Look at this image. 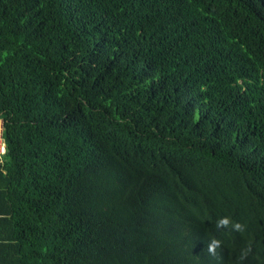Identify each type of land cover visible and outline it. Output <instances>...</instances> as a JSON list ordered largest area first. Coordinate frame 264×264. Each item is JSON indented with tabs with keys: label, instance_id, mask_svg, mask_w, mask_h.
<instances>
[{
	"label": "trees",
	"instance_id": "obj_1",
	"mask_svg": "<svg viewBox=\"0 0 264 264\" xmlns=\"http://www.w3.org/2000/svg\"><path fill=\"white\" fill-rule=\"evenodd\" d=\"M0 117L27 264H264V0H0Z\"/></svg>",
	"mask_w": 264,
	"mask_h": 264
},
{
	"label": "crops",
	"instance_id": "obj_2",
	"mask_svg": "<svg viewBox=\"0 0 264 264\" xmlns=\"http://www.w3.org/2000/svg\"><path fill=\"white\" fill-rule=\"evenodd\" d=\"M3 162L4 154L0 156V168ZM4 187L5 184L0 177V264H27L24 247L18 239V232L10 222Z\"/></svg>",
	"mask_w": 264,
	"mask_h": 264
},
{
	"label": "built area",
	"instance_id": "obj_3",
	"mask_svg": "<svg viewBox=\"0 0 264 264\" xmlns=\"http://www.w3.org/2000/svg\"><path fill=\"white\" fill-rule=\"evenodd\" d=\"M3 121H0V156H3L5 153V140H4V127H3Z\"/></svg>",
	"mask_w": 264,
	"mask_h": 264
},
{
	"label": "clouds",
	"instance_id": "obj_4",
	"mask_svg": "<svg viewBox=\"0 0 264 264\" xmlns=\"http://www.w3.org/2000/svg\"><path fill=\"white\" fill-rule=\"evenodd\" d=\"M218 223L220 225H226L228 223V219L227 218H222L221 220L218 221ZM234 227L237 228V229H240L242 226L239 223H236L234 225ZM215 243H218V242L213 241V244H215ZM210 250H212V246L211 245H210Z\"/></svg>",
	"mask_w": 264,
	"mask_h": 264
},
{
	"label": "rangeland",
	"instance_id": "obj_5",
	"mask_svg": "<svg viewBox=\"0 0 264 264\" xmlns=\"http://www.w3.org/2000/svg\"><path fill=\"white\" fill-rule=\"evenodd\" d=\"M0 121H3V119H2V120H0Z\"/></svg>",
	"mask_w": 264,
	"mask_h": 264
}]
</instances>
